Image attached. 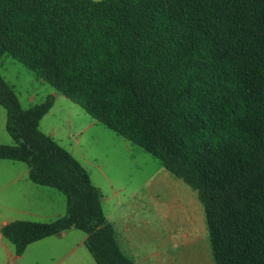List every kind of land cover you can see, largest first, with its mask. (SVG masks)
<instances>
[{
  "label": "trees",
  "instance_id": "obj_1",
  "mask_svg": "<svg viewBox=\"0 0 264 264\" xmlns=\"http://www.w3.org/2000/svg\"><path fill=\"white\" fill-rule=\"evenodd\" d=\"M6 54L197 191L214 264H264V0H0ZM54 103L24 109L0 75L15 140L0 159L67 199L64 216L2 236L21 255L75 228L97 264H137L89 171L40 129Z\"/></svg>",
  "mask_w": 264,
  "mask_h": 264
},
{
  "label": "rangeland",
  "instance_id": "obj_2",
  "mask_svg": "<svg viewBox=\"0 0 264 264\" xmlns=\"http://www.w3.org/2000/svg\"><path fill=\"white\" fill-rule=\"evenodd\" d=\"M0 72L7 77L25 107L29 104L27 100L30 94H35V101L39 104L54 90V87L40 80L35 72L11 55L6 54L0 61ZM60 96L62 99L58 100L52 111L44 118L43 132H54L56 141L84 165L95 183L101 185L103 194L110 198V201L104 204L106 214L112 216L117 224L126 218L127 213L131 215V219L145 218L152 222L163 220L169 231L173 229L176 231L180 227L191 231V228L197 232L200 242L206 243L213 260L204 206L193 191L194 189L190 190L195 193L194 200L197 204L191 196L186 193L184 195L183 191L178 188L174 191L170 190V187L166 188L165 192L159 193V199L141 192V183L150 179L159 166L164 168L161 161L106 125L96 121L80 105L62 93ZM5 118L6 110L0 105V144L11 145L15 143V140L6 131ZM123 142H128L127 144L134 149L129 152ZM127 154H129L128 158L125 157ZM19 163L27 167L26 163L18 162L17 164ZM3 169L0 167V170ZM110 180L115 183H113L115 187L117 183L125 185L123 187L125 190L119 191L117 199L112 195ZM148 185L151 187V184ZM135 190L139 191V194L131 195V192ZM184 196L186 201L183 200L184 203L180 204L179 200ZM1 201L2 196L0 195V226H3L6 221L19 216L18 212L13 210L15 205L13 206L12 200L4 205ZM156 204L161 207L159 212L155 210ZM77 232L84 234L81 230ZM1 238L0 264H17L14 259H10L8 253L10 247L14 248L13 244L3 236ZM3 242L8 244L9 249L3 245ZM13 256H16L15 253Z\"/></svg>",
  "mask_w": 264,
  "mask_h": 264
},
{
  "label": "crops",
  "instance_id": "obj_3",
  "mask_svg": "<svg viewBox=\"0 0 264 264\" xmlns=\"http://www.w3.org/2000/svg\"><path fill=\"white\" fill-rule=\"evenodd\" d=\"M0 75L9 83L4 73L0 72ZM40 80L42 79L40 78ZM49 95L55 97L53 107L57 104L58 100L62 99L60 92L55 88ZM18 98L24 109H29L37 104L35 94L28 96L27 101L29 104L26 107L23 106L19 95ZM41 102L43 101L39 103ZM53 107L40 121V129L42 131L44 118L52 111ZM44 133L51 135L56 140L54 132L44 131ZM127 143L123 142L126 150L131 152L134 148H131ZM125 157L128 158L129 154ZM18 162L20 161L0 159V167L4 168L0 170L1 203L4 205L6 202L12 200L13 206L15 205L14 209H12L17 211L19 216L6 221L4 225L15 220L50 222L64 216L67 208L66 196L54 187L38 185L32 182L29 178V166L25 167L23 164H17ZM181 181L183 180L173 175L165 167L160 168L159 166L153 175L150 176V179L148 178V180L141 183L140 189H142L141 192L155 196L157 199L168 187L172 191L182 190L184 195L185 193L188 194L193 200L195 193L198 197L196 190H193L195 191L194 193L190 190L193 188H190L184 181L185 184H183ZM92 182L102 192V207L108 221L115 228L116 239L120 248L137 264H214V259L212 260L209 254L208 246L205 242H200L197 232L191 228V231L182 229L181 227L178 230L176 229V231L174 229L169 231L166 222L163 220L152 222L145 218L131 219V215L127 213L126 218L117 224L113 220V217H110L105 211L104 204H107L110 198L103 194L101 185L95 183L93 179ZM113 183L110 180V188L113 191L112 195L117 199L119 191L123 190L125 185L124 183L122 185L117 183V187H115ZM168 183L170 185H167ZM148 184H151V187ZM136 194H139V191L135 190L131 192L133 196ZM173 194L175 195V193ZM183 198H180V204L184 203L183 200L186 201L185 196ZM155 207V210L159 212L161 207L158 204ZM78 230L71 228L33 242L21 255L16 253L15 247H10L8 252L10 259H14L17 264H97L85 245L87 234L84 231V234H80L77 232ZM1 237L2 234L0 232V240H2ZM3 245L8 248L6 242H3ZM14 253L15 257L13 256Z\"/></svg>",
  "mask_w": 264,
  "mask_h": 264
}]
</instances>
